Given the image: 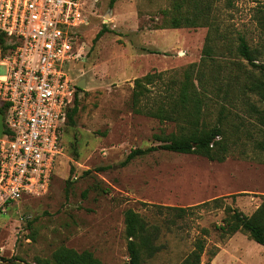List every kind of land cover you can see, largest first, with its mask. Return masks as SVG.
<instances>
[{
    "label": "rangeland",
    "instance_id": "obj_1",
    "mask_svg": "<svg viewBox=\"0 0 264 264\" xmlns=\"http://www.w3.org/2000/svg\"><path fill=\"white\" fill-rule=\"evenodd\" d=\"M81 1L89 24L80 39L85 55L72 72L76 88L82 86L75 91L78 113L74 125L61 133L62 153L47 191L0 207V264H36L59 248L89 251L102 264H128L127 209L161 226L162 249L143 264H182L203 230L201 264H264V247L246 234L221 236L217 231L225 208L251 216L264 199V152L253 147L263 128L252 108L254 103L264 110V103L255 95L247 94L248 104L207 105V125L221 120L225 128L239 129L238 144L224 162L157 151L122 166L130 151L158 146L157 137L181 133L178 122L133 112L135 79L152 75L150 98H157L174 97L190 65H197L207 82L216 72L222 84L232 76L241 81L264 78L225 48L201 63L208 28L171 29L174 0H115L113 6L111 0ZM213 5L219 27L233 32L230 41L241 33L251 46L260 43L253 17L264 0H231V5L213 0ZM102 27L108 32L93 44ZM193 83L198 89V82ZM152 206L192 211L165 228L168 217Z\"/></svg>",
    "mask_w": 264,
    "mask_h": 264
},
{
    "label": "trees",
    "instance_id": "obj_2",
    "mask_svg": "<svg viewBox=\"0 0 264 264\" xmlns=\"http://www.w3.org/2000/svg\"><path fill=\"white\" fill-rule=\"evenodd\" d=\"M114 2L115 0H111L110 6H113ZM227 3L231 5V0H227ZM213 9V0H174L168 24L171 29L208 28V34L202 49L201 63L206 60H212L217 56L219 47L221 49L225 48L230 55L234 54L243 59L264 78V7H258L253 17L261 39L260 43L255 46H251L241 33H235L234 41H230L233 32L219 27L217 24L218 19L214 16ZM106 32L108 30L102 27L94 36L92 43L96 44ZM224 40L230 43L228 42L229 44L225 46L218 45L217 47L216 43ZM5 50V47H2L4 53ZM258 61L262 62L257 63ZM196 69L197 65H190L186 69L182 82H179V86L174 90L175 98L172 94L150 98L151 91L148 86L152 85L154 79L150 74L134 80L131 98L133 112L144 114L161 122H178L181 133L168 137H157L161 141L158 146L130 151L122 166L128 165L138 157L157 151L182 155H198L210 162L222 163L237 146L239 129L233 127L225 128L221 120H217L212 126L207 125L205 123L206 109L209 104L222 105L223 107L226 104L234 105L233 103L239 100L244 104H248L250 102L249 97H247L248 93L255 95L259 103H264V82L260 79L252 78L241 81L238 76H232L234 78H229L228 84H222L218 82L217 72L212 73L207 82L201 77L204 74L198 69L196 71ZM195 71L197 75H193ZM194 80L198 82V89L193 83ZM144 101H147L146 110L141 108V104ZM255 106L253 103V115L255 114V120L263 128V136L261 140L254 142L253 147L257 151L264 152V110L256 109ZM0 113L4 114L3 108H0ZM77 113L78 104L74 93L66 111V121L62 132H64L66 125H74V116ZM227 130H230L228 135ZM212 202L216 204L219 199H215ZM207 204L204 203L200 206L204 207ZM152 208L157 214L168 217L165 219L167 220L165 228L175 225L178 220H183L192 211V208L162 206H152ZM224 214V219L217 228L221 236H232L240 232L246 234L256 244L264 247V199L251 216H246L230 207L225 208ZM124 226L127 238L128 264H143L145 260L153 258L162 249V245L159 243L161 226L158 224L149 223L137 212L127 209L124 212ZM206 234L207 231L203 230L201 235L194 239L192 244L194 250L182 264H201V256L205 249L202 236ZM36 264L102 263L89 251L77 252L72 249L59 248L53 252L50 259L36 260Z\"/></svg>",
    "mask_w": 264,
    "mask_h": 264
},
{
    "label": "built area",
    "instance_id": "obj_3",
    "mask_svg": "<svg viewBox=\"0 0 264 264\" xmlns=\"http://www.w3.org/2000/svg\"><path fill=\"white\" fill-rule=\"evenodd\" d=\"M82 5L0 0V207L48 189L76 91L72 72L85 55L80 39L89 21Z\"/></svg>",
    "mask_w": 264,
    "mask_h": 264
},
{
    "label": "water",
    "instance_id": "obj_4",
    "mask_svg": "<svg viewBox=\"0 0 264 264\" xmlns=\"http://www.w3.org/2000/svg\"><path fill=\"white\" fill-rule=\"evenodd\" d=\"M80 87H82L80 86V84L77 85V88H80ZM3 131H4V119H3L2 113H0V138L2 136Z\"/></svg>",
    "mask_w": 264,
    "mask_h": 264
}]
</instances>
